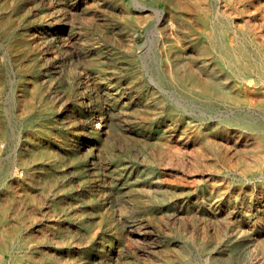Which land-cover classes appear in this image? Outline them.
<instances>
[{
  "label": "bare ground",
  "instance_id": "obj_1",
  "mask_svg": "<svg viewBox=\"0 0 264 264\" xmlns=\"http://www.w3.org/2000/svg\"><path fill=\"white\" fill-rule=\"evenodd\" d=\"M158 1L165 6H155ZM196 1L201 17L188 14L184 10L188 2L183 0H154L150 6L133 0L134 9L126 2L123 8L129 21L112 27L108 41L97 46L94 73L87 75V85L99 97L105 95L99 82L116 87V93H110L113 100L121 102L135 122L134 127L117 133L124 139L144 136L154 122L162 123L151 155L160 183L155 190L146 183H136L133 189L145 204L168 201L179 211L172 224L183 228V238L161 251L169 264H264V0H222L231 5L226 6L229 15L211 18L207 0ZM240 2L257 6L236 5ZM239 11L246 13L248 26L240 31L231 17ZM149 13L156 17L147 25ZM62 14L58 5L51 16L61 22ZM16 21L11 6L0 3V33L14 39L8 60L18 66L11 90L14 114L31 127L15 134L9 129L1 101L6 65L0 55V264H125L134 248L123 232L102 241L91 233L78 166L66 148L70 138L62 145L48 132L31 131L33 110L42 113L60 109L61 104L46 91L41 78L31 79L30 40L23 32L12 31ZM54 26L62 42L58 51L64 53L71 47L66 27ZM139 34L146 39L138 40ZM193 34L197 35L189 43L194 51L185 54L181 41L187 42L185 38ZM149 44L161 54L160 63L151 57ZM171 53L174 59L167 62ZM180 68L181 75L176 71ZM157 70L182 87L174 93L164 89L163 96L147 92L123 100L126 79L122 74L131 73L135 79ZM116 76L122 78L113 81ZM80 94L91 103V95L78 85L66 104L72 129L88 119L77 98ZM97 106L98 114L91 110L90 115L114 140L106 115L111 105L103 106L106 114ZM87 128L90 140L96 138L97 129ZM174 161L210 167L218 177L213 184L217 186L202 183L198 190L181 182H165L156 166ZM235 181L259 184V190L241 193L231 187ZM184 196L191 199L186 201ZM119 210L121 216L123 209ZM190 221H199V230L186 231Z\"/></svg>",
  "mask_w": 264,
  "mask_h": 264
},
{
  "label": "rangeland",
  "instance_id": "obj_2",
  "mask_svg": "<svg viewBox=\"0 0 264 264\" xmlns=\"http://www.w3.org/2000/svg\"><path fill=\"white\" fill-rule=\"evenodd\" d=\"M133 0H0V3L6 2L8 6L15 11L17 16L16 25L12 31L16 33L23 32L30 40L28 58L31 60L32 72L31 79L41 78L47 92L50 93L56 101H60V109H50L39 113L33 110L30 118L35 123L31 131L48 132L59 143H65V139L70 138L72 143H68L66 148L71 149L74 154L73 163L78 166L77 173L79 178V188L81 189L85 206L87 208L86 216L92 220L91 233L97 240L102 241L109 238L116 232H123L128 242L133 246L132 253L126 256L125 264H169L167 259L162 256V249L165 246L173 245L183 237L180 231L183 228L172 224L175 218L179 216V211L175 210L168 201H160L156 206L143 203L138 191L133 189L134 184H149L153 190L159 185V180L153 172L154 163L151 160L153 150L156 151L154 140L159 137L161 122H154L146 130L144 136L132 138L131 141L124 139L117 133H120L126 126L134 127L133 116L128 111L125 112L121 102L113 100L116 93V87L107 86L99 82V89H105L104 96H97L92 89V85H87V75L94 73V63L97 58V46L106 43L111 36L112 27H119L127 24L123 6L129 2V6L134 9ZM137 2L140 6L152 5L154 0H144ZM188 2L189 6L184 10L188 14L202 16L201 7L196 10L195 6H201L196 0H183ZM211 16L214 14L229 15L228 7L231 6L222 0H207ZM61 6L63 14L61 22H55L52 18V12ZM238 6H257L256 4L241 3ZM155 6H165L164 2L158 1ZM137 12V11H136ZM150 12V11H147ZM142 15L140 12H137ZM147 25H150L156 15L149 13ZM246 13L233 12L231 17L238 31L247 29ZM146 22V21H145ZM55 23L66 27V36L70 38L71 47L64 53L58 51L62 42L58 34L54 32ZM143 23V22H142ZM149 23V24H148ZM198 33L203 35L205 31L198 26ZM181 41L180 50L188 54L194 49L189 43L191 37ZM123 40L125 37L122 36ZM144 34L138 35V40L144 41ZM13 38L11 35L0 33V55L5 62V75L7 82L2 91V106L6 114V121L13 134L17 132L25 133L31 127L25 126V120H18L14 114L15 108L12 99V85L16 79L18 66L9 62V56L12 54ZM39 44V47H35ZM151 50V57L158 63L161 60V54L155 53L152 44L148 45ZM106 50V48H104ZM188 53H187V52ZM172 62L175 54H170ZM46 57V59H43ZM179 75L183 73L180 68L176 70ZM131 73L125 75L126 81L122 88L123 100L129 101L132 97L139 98L141 93L153 92L154 96L165 95L162 90H168L174 93V90L182 87L179 83L172 82L168 75L161 74L159 70L151 75L144 74L141 78H132ZM122 77H114L113 81H119ZM80 85L81 90L91 95V103H86V98L81 94L77 97L83 105V113L88 117L87 120L79 121L78 126L72 129L68 117L67 99L75 92L76 87ZM107 87H110L109 89ZM135 102L138 103L136 99ZM169 100V99H167ZM45 98L43 102H46ZM100 105L101 110L104 105L110 104L111 110L105 112L107 120L114 128V140L110 139L102 130V127L96 125L91 110L95 111ZM98 114V110L95 111ZM88 126L97 129V136L90 140L88 137ZM136 130V129H135ZM68 142V141H67ZM153 151V152H152ZM157 165V164H156ZM155 165V166H156ZM165 176V182L184 183L194 188L200 189L202 183L214 187L218 177L212 170L204 167H194L188 163H178L176 161L162 167L156 166ZM113 188L111 190V188ZM232 188H237L241 193L259 190V184L250 182L235 181L231 184ZM228 188L225 187V190ZM231 189V188H230ZM228 191V190H227ZM138 193V195H137ZM184 200L189 201L191 197L184 196ZM119 208L123 209V214L119 216ZM165 217V219H164ZM122 219V220H121ZM171 220V221H170ZM120 221V222H119ZM199 221H190L185 229L188 232L199 230L197 224ZM192 226V227H190ZM123 234V235H124ZM146 260V261H145Z\"/></svg>",
  "mask_w": 264,
  "mask_h": 264
}]
</instances>
